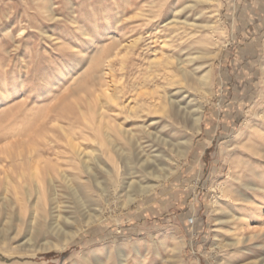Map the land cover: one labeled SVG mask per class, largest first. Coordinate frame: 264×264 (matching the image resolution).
I'll return each mask as SVG.
<instances>
[{"label":"rangeland","instance_id":"1","mask_svg":"<svg viewBox=\"0 0 264 264\" xmlns=\"http://www.w3.org/2000/svg\"><path fill=\"white\" fill-rule=\"evenodd\" d=\"M176 15L188 23L184 29L167 28ZM136 39L140 41L122 71L115 54L120 44ZM155 51L162 61H182L189 72L194 89L180 86L183 91L176 98L189 113L204 107L201 131L191 137L192 146L180 162L172 145L181 144L186 130L169 117L150 125V130L169 140L170 146L147 137L140 128L142 120L125 123L142 146L138 151L157 158H151L145 168L135 162L128 168L119 165V180L109 181L104 171L114 163L92 142L95 133L82 115L89 114L91 107L93 111L105 108L100 72L105 61L114 56L113 79L124 102L133 95L129 93L133 86L141 88L148 68L157 60ZM172 67L178 80L181 72ZM161 69L154 67V75ZM208 72L207 97L200 83ZM172 79L163 81L156 75L147 86L151 91L159 86L172 92L177 89L169 86ZM206 97L209 101L204 105ZM58 127L75 131L82 149L94 154V168L102 164L103 171L94 172L97 181L108 186L105 195L110 205L91 179L79 175L73 160L60 162L74 186L81 187L80 202L54 173L55 202L46 181L45 198L41 195L37 200L29 177L20 181L11 174L9 179L1 175L0 264L264 261L263 208L251 212L237 207L223 190L238 189L234 180L238 171L246 169L245 163L258 162L243 147L247 138L263 142L259 134H264V0H0V147L33 143L37 154L58 162L57 148L66 149L63 139L58 143L53 138L54 133L59 135ZM44 135L55 142L49 148L43 143ZM119 145L126 154L132 150L127 142ZM1 165L8 169L11 162L0 157ZM174 168L149 195L124 208L130 190L122 187L123 179L149 186L160 172ZM27 191L32 195L29 201ZM101 210L102 220L80 233L64 251L42 248L57 243ZM232 215L241 219L236 221ZM238 232L247 237L260 232V237L234 253L226 244Z\"/></svg>","mask_w":264,"mask_h":264},{"label":"bare ground","instance_id":"2","mask_svg":"<svg viewBox=\"0 0 264 264\" xmlns=\"http://www.w3.org/2000/svg\"><path fill=\"white\" fill-rule=\"evenodd\" d=\"M184 8L181 10V12L184 10ZM187 25L188 23L184 20L182 21L178 15L174 16L171 21L166 24L168 29L177 28L178 30L182 28L184 29L183 26ZM139 41V39H136L131 42L128 41L129 43L126 44L122 43L120 44V51H118L116 54L114 53L115 59H119L121 61L122 71H125L126 63L130 59V56L133 54V51L136 49ZM157 53L154 57V59L157 60L152 61L151 67L148 68L147 75H145L144 79L139 84L141 88L133 86L129 91V93H133V95L130 96L124 102L122 101L121 97L123 92L117 91L119 87L116 86V82H114L113 79L114 69L112 59L114 56L111 60L107 61H105V58V63L102 62L103 64L100 66L101 78L102 81L104 80V89L102 90V96L105 100V108L99 109L98 111H93L92 107L90 106L91 108L89 114H83L82 119L84 124L87 125V127H89L95 133V137L91 139L92 142L99 148V151L104 153V155L110 160V162L112 161L114 163V166L110 171H104L109 176V181L114 179L117 181L119 180V165L121 166V168H128L131 162H135L136 165L140 163V167L145 168L147 165L151 164V158H157L152 157L150 154L146 157L141 154L142 151L141 153L138 151L142 149V146L139 144L138 139L136 138L132 129L127 128L125 123L131 122V125H134L136 119L142 120L143 124L140 126V128L147 137L153 138L156 141L158 140L161 143H165L170 146L171 142L169 140L165 141L164 139H161L160 135H154L150 130V125H155L157 121L165 117H169L172 123L186 130L185 137L183 138L181 144L178 146L172 145V147H174L176 150V156L178 157V160L180 162L185 160L188 151L192 146L191 137L201 131L204 107H200V109H198L197 111L189 113L186 109H183L181 107L180 102L176 98L177 96L181 95L180 93L181 91H183V86H186L184 88L194 89L193 85H190L192 80L189 72L186 70L184 64H182V61H177V63H174L175 61L173 60V58H170L166 61H162V59L158 57ZM174 65H176L178 70L181 72V77L178 78V80L176 79V76L175 78L174 76H172V74L176 71L173 70L172 66ZM156 66L162 67L161 72H158V74L156 75L158 77L160 76V79L163 81H168L169 78L172 77L173 79L169 82V86H173L177 89H174L172 90V92H169L165 87L162 88L156 86L155 88L157 89L151 91V89L147 85L154 78V76H156L154 75L156 71L153 70V68ZM123 75L125 76V74ZM209 77L210 75L208 72L204 75L202 83H200V85H202L201 91L204 95H207V97L208 94L206 91V86L210 79ZM146 97H148V99H145ZM141 99L149 101L148 103L144 101L143 104H140ZM208 101L209 98L205 99L204 105L208 103ZM150 116H153L152 122L148 124L147 122H149L150 120H147ZM249 127L253 129L250 125ZM254 128L256 129V127ZM57 131L59 135L57 136L56 133H54V140H56V142L58 141V143H61L60 139H63L66 143L65 150H62V148L60 150V147L57 148L60 150H58V154L61 156L60 158H58V162H54L37 154L38 148L37 146L33 145V143H11L7 144L4 147H0V157L5 158L11 162V165L8 169L6 168L7 165L0 166V182L3 179L1 178V175H4V177L6 175L5 178L9 179V176L7 174H11L20 179V181H24L25 178L29 177L32 180V183L34 184L35 195L37 196V200H40L41 195H44L43 198H45L44 186L46 184L47 186H49V192L53 195L52 200L54 201V196H56L58 189L55 184L56 181L53 178L54 173L57 175L56 179L58 181H61V183L71 191L70 193H72L74 197L78 199V202H80V197L78 194L81 191V187L74 186V179H72L71 176L67 174V171L64 169L61 163L70 162L73 160L78 164V171L80 172L79 175L87 176L88 182L89 179H91V183L97 189V191H99V196H102L105 200L104 202L110 205V200L105 195L108 186L104 185L105 183L103 184L97 181L98 178L96 177V174L94 172L95 169L103 171L104 167L102 166V164L96 165L95 168L92 166L91 157H93L94 154H92V152H88L82 149L81 144L76 141V139L78 138L75 137V133H73L75 131L68 132L63 127H60ZM51 132L54 131L52 130ZM45 135L42 137V140L44 145L49 148L52 146L51 143L55 142L53 141V139L52 142L49 141L47 137L49 135ZM259 138L263 142H259L258 139H255L254 137L250 136L247 138V142L243 145V147L251 151V154H253L256 159L258 158V162H256L257 164L255 163L256 165H251L250 163H245L246 169L243 172L240 170L238 171V174L234 178V180L239 184L238 189L235 188V191H227L223 189L224 193L226 192V194H228V196L232 198L237 207H241L242 209L246 211L249 210L251 212H256L257 210L261 211L262 209L260 208H263L264 211V134H261V136L259 134ZM121 141L127 142L132 146V150L129 151V153L126 154V152L121 148V146L119 145V142ZM140 154L142 155V157L140 156ZM143 158H146V160H144ZM237 166L239 168L240 164ZM176 169L177 168L160 172V177L155 176L154 183L149 186H142L140 184H137L133 181L132 178L130 179L131 176H129L130 180H128V182L123 179L121 181L122 187L127 186L130 190L129 194L126 197L127 201L124 205V208H129L139 198L149 195L156 187H158L165 180H167L176 171ZM143 170L146 173L148 171L147 169ZM149 175L152 176L154 175V173H151ZM255 181L259 182V184H256ZM30 192L27 191V197H29L28 201L31 200L32 196ZM37 205L39 204L37 203ZM98 214L99 215H97L96 217L88 218L87 221L78 225L73 232L64 234L63 237H61L57 241V243L48 242L42 248H44V250L56 249L64 251L79 236L80 233L86 231L92 225L102 220L103 210L99 211ZM251 216L253 215L251 214ZM232 217L236 221L241 219V217H237L235 215H232ZM259 233L260 232L252 233L250 236L247 237L242 232H238L235 236L236 238H233L230 242H228V244H226V247L233 249L235 253V251L240 250L241 246L248 245L253 239L259 238ZM257 263L258 262L254 264ZM261 264H264V261Z\"/></svg>","mask_w":264,"mask_h":264},{"label":"built area","instance_id":"3","mask_svg":"<svg viewBox=\"0 0 264 264\" xmlns=\"http://www.w3.org/2000/svg\"><path fill=\"white\" fill-rule=\"evenodd\" d=\"M189 222L191 223V224H193L194 223V219L192 218V219H189Z\"/></svg>","mask_w":264,"mask_h":264}]
</instances>
